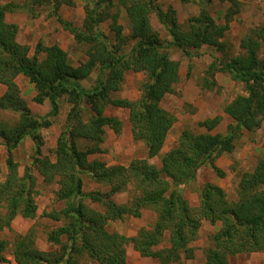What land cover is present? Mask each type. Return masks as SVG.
<instances>
[{"label":"trees","instance_id":"trees-1","mask_svg":"<svg viewBox=\"0 0 264 264\" xmlns=\"http://www.w3.org/2000/svg\"><path fill=\"white\" fill-rule=\"evenodd\" d=\"M51 1H55L52 9L61 27L76 42L88 46L86 59L76 65L69 62L66 51L57 43L38 42L29 55L28 47L16 41V24L4 19L8 11L25 6L32 10ZM180 1L198 5V12L183 24L175 8H163L158 0H117L126 14L128 33L122 32L118 10H111L113 0H83L80 26L57 13L60 0L0 5V84L6 88L0 94V108L17 113L12 123L0 122V139L6 150V173L0 180V204L5 209L0 212V230L8 227L17 214L24 218L36 215V176L30 166L44 183L57 184L55 198L62 202L58 209L42 212L44 217L62 222L46 234V240L55 248H37L32 229L17 234L12 248L16 264H126V245L141 256L156 258L160 264H180L182 255L192 257L189 242L196 238L202 220L218 225L210 234L203 264H228L229 256L241 253L264 254V155L251 170L241 173L236 200L229 201L224 189L210 181L199 188L196 207H191L183 196L184 185L195 180L201 166L224 176L215 164L217 157L231 152L242 131L254 130L264 119V57H259L264 23L250 28L241 38L240 53L213 59L204 70L202 85L209 89L217 85V71L243 83V93L222 107L231 118L224 132H210L220 122L219 114L199 120L197 125L206 131L182 130L175 144L161 155L158 167L146 158H136L126 166L89 159L102 151L106 127L116 133L121 128L117 116L105 113L109 105L128 111L132 137L145 144L148 157L160 152L174 122V115L160 101L173 92L179 80V62L169 56V46L151 26V13L171 38L169 45L183 55L191 57L203 45L225 51L224 36L239 12V1ZM214 2H228L222 22H217L209 11ZM104 21H108L109 33L101 28ZM93 71H97L93 82L85 85L82 81ZM128 71L144 75L135 99L114 96ZM19 74L33 84V101L49 103L46 115L31 112L15 81ZM62 98L69 108L51 159L42 154L41 128L50 125L47 116L57 114ZM26 138L33 143V154L30 166L19 175L13 149ZM83 175L104 189L84 191ZM126 189L133 193L130 200L116 202L113 195ZM145 208L155 213L149 228L124 235L105 227L108 221L124 216L138 217ZM165 238L168 244L158 247ZM6 248V242L0 239V263L7 262Z\"/></svg>","mask_w":264,"mask_h":264},{"label":"rangeland","instance_id":"rangeland-1","mask_svg":"<svg viewBox=\"0 0 264 264\" xmlns=\"http://www.w3.org/2000/svg\"><path fill=\"white\" fill-rule=\"evenodd\" d=\"M57 13L64 19L80 26L83 18V0H60ZM115 3L111 7L112 11L118 10L119 22L122 24V32L128 33V21L122 6ZM239 12L230 22V26L225 33V51L215 49L207 45L201 46L191 57L183 53L174 46L169 45L170 37L164 27L158 22L153 13L150 14L151 26L163 38L164 45L169 56L179 62V80L174 84L173 92L167 93L160 101V105L174 115L175 119L167 133L164 145L160 152L154 157L147 156V149L142 141L134 140L128 122V111L125 108L107 106L105 113L117 116L121 121L119 132H114L109 127L105 128L102 151L91 154L89 159L97 158L104 161L107 165L122 164L128 165L136 158H146L149 163L160 165L161 155L171 148L177 141L180 132L184 129L193 132L206 131L204 127L197 125L199 120L212 117L216 114L221 116L218 125L210 132H224L231 118L222 111L223 105L230 101L235 95L243 93V83L234 81L228 73L217 71L214 75L216 87L209 89L202 85V77L208 63L213 59L221 60L241 52L240 40L250 28L264 23V0H238ZM7 2L23 4L26 0H0V5ZM55 1L29 9L27 6L8 11L4 19L7 22L16 24V41L28 47L29 55H32L38 42L44 45L57 43L66 51L69 62L73 65L86 59L87 44L76 42L69 32L61 27L53 12L52 6ZM158 3L166 8L171 5L176 10L178 21L183 24L190 16L198 12V5L194 1L181 2L180 0H158ZM228 3V2H227ZM214 2L209 6L211 15L217 22L223 21L224 11L228 4ZM102 30L109 33L108 21L101 25ZM131 43L128 44L130 46ZM259 57H264V44L260 48ZM97 71H93L90 77L82 82L89 85L93 82ZM144 79L141 72L128 71L124 76L122 86L114 96L135 99L139 96L140 84ZM15 81L18 84L22 98L28 104L31 112L36 116L46 115L49 111V103H36L32 100L35 94L33 84L22 75H17ZM5 86L0 84V94ZM69 104L62 98L59 102L57 114L47 116L50 125L41 128L43 138L42 154L53 158V150L56 139L63 127L64 119L68 111ZM17 117V113L0 108V122L12 123ZM0 139V180H3L6 173V150ZM33 154V143L30 138H26L15 149H13L14 160L17 162L18 174L21 175L25 166H30ZM264 155V119L260 125L252 131L243 130L242 135L235 141L234 149L229 153H223L215 160V164L220 167L225 175L217 176L208 166H201L197 170L194 181L184 185L183 196L191 207L198 205V190L205 181H210L220 185L229 201L236 200V187L242 172L251 170L258 158ZM31 172L36 176V196L37 204L36 215L33 218H24L16 215L8 227L0 230V239L6 242L4 254L7 262L0 264H16L12 256L13 240L15 235L23 234L28 230L34 231V242L40 250L54 249L46 240L47 232L60 225L61 221L50 220L42 215L43 210L52 208L58 209L62 202L56 200V183L46 184L38 175L36 169L30 166ZM104 189L103 186L92 181L87 175H83V190ZM132 191L126 189L120 194L113 195L116 202H127L132 196ZM5 211L0 204V212ZM155 219V213L149 208L141 211L140 216H124L120 220L108 221L105 225L108 231H116L124 235H133L140 228H149ZM218 225H211L206 220H202L198 229L197 236L189 242L193 248L191 258L181 256L180 264H203L204 252L210 245V234L217 229ZM166 238L158 247L166 246ZM126 264H160L156 258L141 256L131 245H126ZM89 261V260H88ZM91 264H97L92 262ZM172 264V263H168ZM228 264H264V254L262 252L241 253L228 257Z\"/></svg>","mask_w":264,"mask_h":264}]
</instances>
